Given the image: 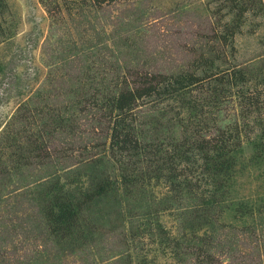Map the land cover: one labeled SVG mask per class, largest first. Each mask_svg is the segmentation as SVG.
Returning <instances> with one entry per match:
<instances>
[{
	"label": "rangeland",
	"instance_id": "374dc122",
	"mask_svg": "<svg viewBox=\"0 0 264 264\" xmlns=\"http://www.w3.org/2000/svg\"><path fill=\"white\" fill-rule=\"evenodd\" d=\"M1 1L0 264H264V160L254 162V143L264 139L257 124L264 125V106L246 110L238 87L215 99L206 86L175 85L190 75L216 79L243 69L244 95L260 94L264 105V0H246L239 31L226 43L218 36L232 25L241 1ZM143 80L167 94L137 100L129 117L141 141L132 159L138 171L156 167L147 163V145L159 138L169 150V138L181 140L186 125L171 123L175 116L188 120L190 105L198 108L196 121L206 120L197 126L199 141L241 130L237 160L245 170L220 205L208 195L206 208L223 207L209 218L201 211L203 181L198 192L188 187L177 195L164 177L144 179L145 194L83 205L72 234L56 237L46 215L49 198L86 188L89 162L101 161L104 177L119 184L105 96ZM139 202L165 205L153 217L158 226L146 221Z\"/></svg>",
	"mask_w": 264,
	"mask_h": 264
},
{
	"label": "trees",
	"instance_id": "16d2710c",
	"mask_svg": "<svg viewBox=\"0 0 264 264\" xmlns=\"http://www.w3.org/2000/svg\"><path fill=\"white\" fill-rule=\"evenodd\" d=\"M85 1L83 0L81 2L85 3V6H88V4H86L88 0ZM92 1L94 6H100L105 2H113L115 0ZM237 1H241L242 3L241 8L237 9L238 15L234 18V21H232V25L226 28L224 34L218 36L224 43L239 31L242 24V15L248 11L246 0ZM0 6H3L1 0ZM207 62L209 63L210 59ZM246 75L247 72L243 71V69L238 70L233 68L231 72H226L219 77H215L216 79L212 78L213 75H204L201 78L190 75L189 79L185 81L184 84L175 82V85H181L180 89L183 88L186 90H194L193 87L197 85H200V87L206 86V88L202 90L209 92L213 91L214 93L212 96L215 99L219 93L223 94L228 92L232 87H238L237 92L241 89L240 96L242 102L248 107L246 110L256 111L264 105L259 98L260 94L258 95L255 93L254 96H252L246 92V95H244L243 90L246 88L245 86H247L246 84L249 81ZM141 82L142 84L135 88L130 89L126 86L119 92L113 91L109 93L110 95L105 96L112 116V125L109 128L110 159L112 163L118 161L120 165L119 174L117 176V178H119V184L111 181L109 177H104L102 171L99 170L101 161H98L97 164H93L92 161L89 162L91 169L89 170V175H86L90 177V180L86 188H80L78 190L80 193L77 194V196L67 193V195L63 197L55 194L53 198H49L48 214L46 215L50 220V233L56 237L62 234L65 236L72 234L73 229L80 222V213L83 205L95 204L104 198H115L116 201L119 202L118 198L129 200L132 199L136 193L145 194L147 189L145 190L144 188L147 183L145 184L144 179H148V181H150V179L159 181L164 177L177 195L181 194L183 190L187 191L188 187L189 193L198 192L201 187L198 181H203L205 184H203V186L206 187H204L205 190L200 194L203 199H206L207 203L205 201L206 205L201 206V211L204 212L203 214L206 218H209V216H207L208 214L213 215L221 213L223 207L220 206V208H215V213L206 208L208 198H210L208 195L211 193L214 198L213 201L216 203L215 205H220L227 197V190H230L231 186L236 183L238 172L242 173L243 170H245V164L240 165L237 160V153L240 149L239 137L241 130L236 129L233 133L223 130L211 138H201V141H199V139L194 138L196 134L198 135V133H200V128H197V126L206 120L196 121L194 113L196 110L198 111V108L195 105H190L191 115L188 116V120H183L175 116L173 123H171L173 126L177 125L184 127V125H186V131L183 132L180 138L181 140L172 141V138H169V141H171L169 142V150L163 147L159 138H157L158 144L147 145L146 147L149 149L150 154L147 163H156V167L150 172L144 171L143 169L138 171L139 167L136 162L132 163V159L138 158L141 141L137 133L133 130L129 117L131 116V112L137 100L151 95L164 96L167 94V89L160 90L157 85H153L147 80ZM217 87H219L218 90ZM201 101L203 103L207 102L206 99H202ZM192 116L194 117L192 118ZM194 120L197 123L193 124ZM56 123L59 125L57 120ZM257 124L261 127V134L264 136V125H261L259 122H257ZM53 129H55V127H53ZM159 136L161 137V135ZM259 143L260 146H258V143H254V149L259 148L256 157H254V160H256L254 162L257 165L264 160V139H261ZM183 164L186 166L182 169H178V167ZM193 172H196L195 177L193 176ZM192 177H194L195 183L192 182ZM119 188H121V192L118 191ZM61 190L62 186L60 189H57L58 192ZM148 197H152L153 202L154 197L152 194L150 196L148 195ZM148 197L146 199L149 200ZM218 197H221V199H218ZM142 204L144 203H140L137 209L140 208V210L143 211L142 215L145 216L147 222L151 220L150 222L158 226V222H155L153 217L158 216V213L165 208V205L160 204L150 208L149 206L142 207ZM241 204L242 202L236 203L237 206ZM111 208L113 209V207ZM137 215L139 214L134 213V215H131V221H133V223L137 222ZM199 218L200 216H198V219ZM203 223L208 224V220H205Z\"/></svg>",
	"mask_w": 264,
	"mask_h": 264
}]
</instances>
